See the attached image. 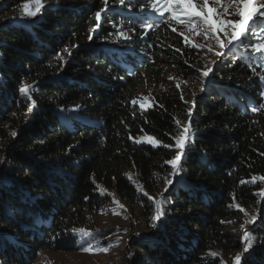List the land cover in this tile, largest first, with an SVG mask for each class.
<instances>
[{
  "label": "trees",
  "instance_id": "obj_1",
  "mask_svg": "<svg viewBox=\"0 0 264 264\" xmlns=\"http://www.w3.org/2000/svg\"><path fill=\"white\" fill-rule=\"evenodd\" d=\"M30 2L0 4L1 17L15 18L0 25V264H36L43 250L81 251L72 229L108 206L100 187L138 215L151 240H131L127 264H215L212 252L238 253L244 234L232 227L244 212L236 204L258 215L248 229L252 252L239 264H264V198L256 195L264 181L248 182L264 176V74L257 65L264 60L256 62L262 56L252 50L261 23L224 53L206 86L207 47L186 43L177 30L195 34L169 25L145 0H42L33 18L23 9ZM195 40L219 49L203 34ZM170 74L191 84L194 97L169 89ZM143 82L157 92L141 108ZM24 85L31 101L19 92ZM176 120L190 124L191 143L173 176L165 161L178 152ZM145 137L160 147L136 143ZM129 171L150 197L165 200L159 221L154 200ZM165 178L173 180L167 191Z\"/></svg>",
  "mask_w": 264,
  "mask_h": 264
},
{
  "label": "snow or ice",
  "instance_id": "obj_2",
  "mask_svg": "<svg viewBox=\"0 0 264 264\" xmlns=\"http://www.w3.org/2000/svg\"><path fill=\"white\" fill-rule=\"evenodd\" d=\"M105 6L108 4V0H103ZM120 5H124L126 0H118ZM210 3L213 5L210 7ZM145 4L150 7L156 14L160 17H164L167 13V21L169 25L174 22L177 25H184L187 29V32L190 34H195L197 36L203 34L205 38H211L215 40L218 45L220 51H216L215 55L220 57L224 55L223 49L228 47V45L232 44L233 41L240 40L241 36L246 33V26L249 25L250 21H254V18H262L264 17V0H145ZM43 7L42 0H31L30 3H25L23 5L24 14L28 17H36L38 13H40L41 8ZM218 9H222V11H218ZM232 10V14L234 16L239 17V19H225L224 17L229 13V10ZM142 10H144V5H142ZM105 11L102 8L100 11L95 12V20L98 22L101 19V12ZM215 17V19H213ZM153 24H145L144 28L150 29L153 27ZM259 27L261 28V38L260 42L253 45V51L258 53H264V22H262ZM176 31L175 28L172 29ZM217 33H223L224 39H221ZM121 36H124V33H120ZM184 35V33H181ZM91 38V37H89ZM185 42H188V36L184 35ZM243 43V41H241ZM194 47L204 48L207 47L208 52H213V46L211 44L208 45H193ZM245 48L248 47V44L244 43ZM76 47V46H74ZM67 51V49H65ZM70 54V53H69ZM213 64L216 61H212ZM213 72L211 67H207L206 70L201 72V75L207 78L210 73ZM169 79H173L169 77ZM260 79L264 81V75L260 76ZM179 88V85H176ZM31 90L30 85H24L19 88V92L23 94L27 100H32L31 95L29 94ZM183 98V97H181ZM137 103L136 99L132 100V104L135 105ZM35 102L32 103L28 107V111H33L35 107ZM145 104L141 103L140 107L144 108ZM78 107V106H77ZM259 109H264V104L259 106ZM257 107H252L253 112H257L259 110ZM76 109H73L75 111ZM191 114V113H189ZM13 116L16 114L13 113ZM176 124L182 127V131H178V134L173 137L175 144L174 147L178 150L177 155L170 160H166L165 163L170 165L173 172L172 175H179V164L182 159V153L184 152L187 144L191 143L190 136V124L181 125L179 120H176ZM11 137H15L17 135L16 131H12L10 133ZM146 142L151 144L153 147H156L160 144V141L148 137L146 140H137L136 143ZM165 147H171V145H164ZM166 180V188L167 185H171L173 180ZM257 180L264 181V176H253L251 178L250 183H254ZM241 183H245V181H241ZM137 190L141 192L144 197H148L150 200H154L155 202V216L154 220L159 221L164 215V199L156 200L154 197H150L149 193L144 191L139 185H137ZM261 198H264V191H259L256 193ZM118 204V201H113ZM229 207H233V205H229ZM235 207L239 209L241 212H244L245 216L248 217L245 219L244 223L241 224V228H244L245 224L255 223L257 217L256 216H248V213L245 212L243 208L240 207L239 204H236ZM222 223H224L222 221ZM231 223V222H229ZM74 234H79L81 238L91 237V232L80 228V229H72ZM255 238L252 237L250 230H245L242 240L244 241V252H247L249 248L252 247L253 240ZM97 243H99L97 241ZM93 246L89 243L88 247H84L83 251L92 252ZM103 252H108V248L100 249ZM213 257H216L218 254L215 252L210 253ZM235 264H239L241 260V255H237L235 258ZM223 264V262H221Z\"/></svg>",
  "mask_w": 264,
  "mask_h": 264
},
{
  "label": "rangeland",
  "instance_id": "obj_3",
  "mask_svg": "<svg viewBox=\"0 0 264 264\" xmlns=\"http://www.w3.org/2000/svg\"><path fill=\"white\" fill-rule=\"evenodd\" d=\"M1 3L2 0H0V4ZM209 6L212 7L213 5L210 3ZM218 11H222V9H218ZM39 14L40 13H38L37 16ZM167 15L168 14L166 13L165 16ZM157 16L160 17L158 14ZM224 18L232 19V20L239 19V17L234 16L232 14L231 9ZM213 19H215V17H213ZM13 20H15V18L10 15H7L6 17L0 16V25L6 24L7 22H11ZM263 21H264V17L254 18V21L252 22L254 23L258 22L260 24ZM171 25L175 26L176 24L172 22ZM177 32L180 34V36L183 37L184 35H187L185 31L177 30ZM181 33H184V35H181ZM217 35H219L221 39H224L223 33H217ZM187 36H188L189 44L191 46L197 45V41L195 40V35H193L192 37L189 35ZM260 38H261V30L256 32V37L254 39V42L252 43V46L259 43ZM242 40L243 37L241 36L240 40L236 41L232 46L233 47L232 51H235L239 48ZM213 49H214L213 52H208L207 50L205 51L204 54L206 57L208 56V59L205 62L206 64H208L207 65L208 67L212 65V61H216L217 64H219L220 59L222 57V56L218 57L215 55L216 51H220L219 49L216 48ZM225 49H227V47ZM257 54L262 57H259L258 59L256 58V62H259L261 59L264 60V53L257 52ZM257 65L259 67H262L264 74V61L262 62V64L258 63ZM169 77H172L173 79L170 80ZM208 79L209 78H207V81ZM167 81H168L167 86L169 89L170 88L175 89L176 91L178 90L179 92L189 95L190 97L192 96L194 97L196 93L194 87L191 86V84H186L184 80H182L177 75L170 74L169 76H167ZM261 82L264 91V81L261 80ZM176 85H179L180 87L177 88ZM137 92L142 98V102L146 103L152 101L153 95L157 92V89L154 86L148 85L147 83L143 82L139 84L137 88ZM147 138L148 137H145L142 138L141 140H146ZM141 143L151 145L146 142H141ZM157 147H160V144L157 145L155 148ZM126 175L132 180L134 185L136 186L138 185L136 180V174L134 172L129 171L126 173ZM99 190L103 195L109 197L111 201L107 207L99 211L97 214H87L86 216L87 221L80 228L90 231L92 234L91 237L81 238L79 234H74L79 239L80 243L84 245V247H88L90 243L93 246L94 250L92 252H85L83 251L84 248L83 247L81 251L70 254L58 253L51 250H43L40 253L36 264H127V260L129 259L130 256L128 255L126 249L131 240L139 239V240L151 242L148 233H145L144 231V225H142L141 219L137 217L138 215L137 216L133 215L130 209L126 206V204L119 198V196L115 192H110L108 190H105L103 187H100ZM114 200L118 201V204L114 203L113 202ZM248 216H253V215L251 213H248ZM254 216L257 217L256 222L245 224L244 228L242 229L241 224H243L245 219L248 218L245 216V214H243V216L240 218V221L235 223L236 226L232 227V230L234 232L240 230L241 234L242 233L244 234L245 230H248L253 224L257 223L258 215L255 214ZM97 241L99 243H97ZM102 248H108L109 250L108 252L105 253L100 250ZM251 252L252 250H249L247 252L241 250L238 253L229 256L217 255L216 257H213L212 255H210L209 257L210 261L208 262L216 261L215 264H221V262H223V264H235L234 258L237 255H241V258H243L246 254H250Z\"/></svg>",
  "mask_w": 264,
  "mask_h": 264
}]
</instances>
